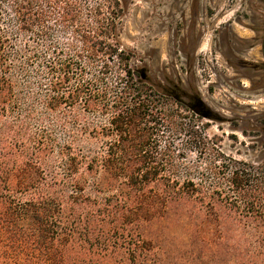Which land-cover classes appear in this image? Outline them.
<instances>
[{"label": "trees", "instance_id": "trees-1", "mask_svg": "<svg viewBox=\"0 0 264 264\" xmlns=\"http://www.w3.org/2000/svg\"><path fill=\"white\" fill-rule=\"evenodd\" d=\"M121 11L0 0V264H264V159L211 150L130 61Z\"/></svg>", "mask_w": 264, "mask_h": 264}, {"label": "rangeland", "instance_id": "rangeland-1", "mask_svg": "<svg viewBox=\"0 0 264 264\" xmlns=\"http://www.w3.org/2000/svg\"><path fill=\"white\" fill-rule=\"evenodd\" d=\"M119 2L121 42L133 51L130 61L146 70L149 82L155 87H158L156 82L166 83L170 93L191 111L194 101L172 89L168 81L184 88L191 85L197 88L198 98L219 117L203 118L196 127L214 153L220 150L237 159L261 162L264 159V71L243 67L240 62L262 59V26L247 15L255 8L262 13V3L259 0ZM227 22H231L235 39L232 43H223L214 31ZM78 110L83 120L107 121L106 115L84 111L82 104ZM202 123L207 124L204 129ZM185 154L189 161L198 159L196 150H187ZM177 236L159 237L164 252H169L172 259L182 251L183 243Z\"/></svg>", "mask_w": 264, "mask_h": 264}, {"label": "flooded vegetation", "instance_id": "flooded-vegetation-1", "mask_svg": "<svg viewBox=\"0 0 264 264\" xmlns=\"http://www.w3.org/2000/svg\"><path fill=\"white\" fill-rule=\"evenodd\" d=\"M258 1V0H257ZM262 5H263V9L260 10L262 11V13H258V10L255 8L254 10H251L250 12V15H248V17H250V20H253L256 25L258 24V22H260L262 28L260 29L261 31V37H260V42H261V54H262V59L261 61H257V60H254V61H250V62H240L243 64V67H252L253 69H256V70H262L264 71V0H259ZM259 17H258V16ZM238 17H242V15H239ZM237 20H242V19H237ZM232 22V21H231ZM231 22H227L225 23L223 26H221L219 28V26L217 28L214 29V31H217L221 41L223 43H232L234 42V35H232V27H231ZM228 62H233V59H228ZM143 79H145L148 84H151L149 81H150V78L149 76L147 75L146 73V70H144V75H143ZM159 89H163V88H167V90L169 89L167 84H163V83H160V82H156L155 83ZM168 84L172 87V89H175V90H178L179 92H181L184 97H186L188 100L190 101H195L198 99V96H197V88L194 86V85H191L190 87H182L180 84L176 83V82H173V81H168ZM153 85V84H151Z\"/></svg>", "mask_w": 264, "mask_h": 264}, {"label": "water", "instance_id": "water-1", "mask_svg": "<svg viewBox=\"0 0 264 264\" xmlns=\"http://www.w3.org/2000/svg\"><path fill=\"white\" fill-rule=\"evenodd\" d=\"M142 71V69H140ZM192 109L195 113L201 115L203 118H208V119H212V120H216L219 117L213 112L211 111V109H209V107L207 105H205V103L201 100V99H197L194 103V105L192 106ZM258 162V161H256Z\"/></svg>", "mask_w": 264, "mask_h": 264}]
</instances>
